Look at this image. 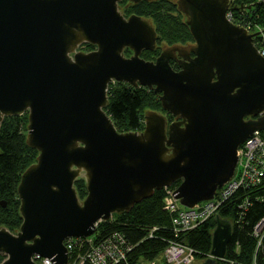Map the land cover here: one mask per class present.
<instances>
[{
    "label": "water",
    "instance_id": "1",
    "mask_svg": "<svg viewBox=\"0 0 264 264\" xmlns=\"http://www.w3.org/2000/svg\"><path fill=\"white\" fill-rule=\"evenodd\" d=\"M119 1L0 0V126L27 112L26 143L38 153L16 189L19 229L0 226V264H35L33 254L66 264V237L92 235L99 219L174 181L183 206L211 199L235 171L237 146L264 130V57L252 41L259 32L226 17L242 6L177 0L194 56H182L175 70L177 46L141 57L154 49L156 30L146 18L122 15ZM83 43L94 49L78 50ZM113 81L152 89L173 120L147 110L142 130L119 132L105 111ZM77 177L85 180L83 199ZM215 222L214 258L200 264L224 257L231 239V224Z\"/></svg>",
    "mask_w": 264,
    "mask_h": 264
},
{
    "label": "trees",
    "instance_id": "2",
    "mask_svg": "<svg viewBox=\"0 0 264 264\" xmlns=\"http://www.w3.org/2000/svg\"><path fill=\"white\" fill-rule=\"evenodd\" d=\"M233 5L238 8L234 14L239 18L242 15L264 28V0H233ZM129 11L142 15L151 20L156 30L157 44H174L190 40L191 34L184 23V15L177 9L174 0H155L152 2L141 1L130 4ZM85 51L94 46L88 43L80 45ZM159 46L153 50H143L141 57L152 59L158 54ZM126 56L131 54L130 49H125ZM108 105L105 111L110 115L114 126L119 132L140 131L144 127V116L147 110L162 111L158 95L144 86L133 87L125 82L113 81L107 89ZM27 112L16 116H6L0 126V200L6 202L5 207L0 205V226L17 232L22 222L19 210L17 186L21 174L30 164L36 161L37 150L26 143L28 123ZM169 121L172 115L166 113ZM264 135V131L262 132ZM179 181H174L172 187H177ZM79 199L86 196V184L82 177H77L74 182ZM257 193L264 196V183L256 188ZM164 189L154 190L150 197L133 204L127 212L115 213L110 219L99 223L95 232V239L106 237L113 231H120L131 243L134 249L129 254V264H135L138 257L148 260L155 258L165 248L170 240H178L194 248L195 264L204 261L205 254L210 253L212 233L216 222L211 218L196 228L175 233L171 226V216L164 209ZM239 196V195H237ZM240 197L236 198V202ZM239 201V200H238ZM236 205L230 203L229 207L218 211L217 216L230 222L232 234L226 246L223 259H217L213 264H250L254 256L255 240L251 236L252 226L264 216V198L254 201L248 211L238 217ZM238 222H237V221ZM157 227L152 236H146L148 230ZM257 257L261 261L264 252V237L262 247L259 248ZM5 257L0 252V262ZM119 264H127L121 262Z\"/></svg>",
    "mask_w": 264,
    "mask_h": 264
},
{
    "label": "built area",
    "instance_id": "3",
    "mask_svg": "<svg viewBox=\"0 0 264 264\" xmlns=\"http://www.w3.org/2000/svg\"><path fill=\"white\" fill-rule=\"evenodd\" d=\"M229 6H234L233 0H229ZM235 11L232 8L229 9L226 12L227 19L236 25L244 27L248 33L259 32L252 41L259 54L264 57V31L257 24L246 20L243 15L238 18L234 14ZM263 114L264 109L259 112L258 116ZM263 131L255 130L245 141L237 146L235 171L228 181L216 189L211 199L199 201L192 207H186L178 203L179 200L171 193L176 187H163L164 197L162 204H164V209L171 216V226L175 233L192 230L202 224V222L216 218L218 211L229 207L230 203L236 205L237 215L241 219L254 201L263 200L264 196L255 191L257 190L256 188L264 183ZM238 197H240L239 201L237 200L236 202L235 199ZM103 220L99 219L95 222V232L97 226ZM156 229L157 227L150 228L146 236H152ZM250 231L251 236L255 240L254 256L250 264H264V252L261 261L257 257L256 252L262 247L264 216L257 220ZM95 232L86 237L70 236V238L66 237L64 239L63 243L67 254L66 264H119L121 262L129 264L128 257L133 251L135 244L133 245L120 231H113L100 239H95ZM196 252L194 248L178 240H170L155 258L148 260L138 257L135 264H195L194 254ZM31 258L35 264H52L48 257L40 254H33ZM209 258L214 257L210 253L205 254L203 257L204 261ZM217 259H223V257L215 258V260Z\"/></svg>",
    "mask_w": 264,
    "mask_h": 264
},
{
    "label": "flooded vegetation",
    "instance_id": "4",
    "mask_svg": "<svg viewBox=\"0 0 264 264\" xmlns=\"http://www.w3.org/2000/svg\"><path fill=\"white\" fill-rule=\"evenodd\" d=\"M142 0H140L139 2H141ZM143 1H146V2H152V1H155V0H143ZM142 1V2H143ZM175 2L177 1V0H174ZM139 2H136V3H139ZM130 4H135L134 2H132V1H129V0H120L119 2H118V8H119V10H120V12L122 13V15H124L125 17H128V16H130V15H138V16H141V17H143V18H146V19H148L147 17H144V16H142V15H139V14H136L135 12H131V11H129V5ZM177 4V3H176ZM178 9V8H177ZM150 22H151V20L150 19H148ZM184 21H185V17H184ZM152 23V22H151ZM152 25H153V23H152ZM154 26V25H153ZM192 37V36H191ZM192 43H194V40H193V38H191L190 40H187V41H185V42H177V44L176 43H174V44H165V43H163V44H158V45H156L157 44V38H156V42H155V47H154V49L157 47V46H159V51H158V54H156V56L154 55L153 57H152V59H146V60H154L156 57H157V55H159L160 54V52L162 51V50H164V49H166V48H169L170 46H177V49L173 52V56L169 59V63H170V66H172V68L173 69H175V70H178L179 69V60H181L182 59V56H184V55H190L191 57H193L194 56V54H193V52H192V50H191V46L193 45ZM93 49H94V47H93ZM78 50H82V51H85L84 49H82L80 46L78 47ZM92 50V49H91ZM153 50V49H152ZM88 51H90V50H88ZM142 52H143V50H142ZM141 52V53H142ZM131 53H132V51H131ZM141 55V54H140ZM160 112H162V111H160ZM164 113V112H163ZM165 114H166V112H165Z\"/></svg>",
    "mask_w": 264,
    "mask_h": 264
},
{
    "label": "rangeland",
    "instance_id": "5",
    "mask_svg": "<svg viewBox=\"0 0 264 264\" xmlns=\"http://www.w3.org/2000/svg\"><path fill=\"white\" fill-rule=\"evenodd\" d=\"M259 26V25H258ZM259 27H261V26H259ZM262 28V27H261ZM262 29H264V28H262Z\"/></svg>",
    "mask_w": 264,
    "mask_h": 264
}]
</instances>
